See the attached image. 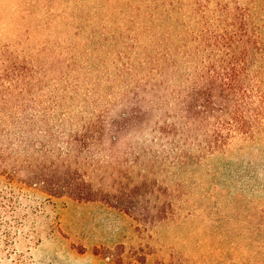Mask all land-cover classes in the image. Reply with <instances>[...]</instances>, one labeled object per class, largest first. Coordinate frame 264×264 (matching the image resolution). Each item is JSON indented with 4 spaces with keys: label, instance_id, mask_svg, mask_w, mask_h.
<instances>
[{
    "label": "rangeland",
    "instance_id": "374dc122",
    "mask_svg": "<svg viewBox=\"0 0 264 264\" xmlns=\"http://www.w3.org/2000/svg\"><path fill=\"white\" fill-rule=\"evenodd\" d=\"M193 4L0 0V264H264V119L188 122Z\"/></svg>",
    "mask_w": 264,
    "mask_h": 264
},
{
    "label": "trees",
    "instance_id": "16d2710c",
    "mask_svg": "<svg viewBox=\"0 0 264 264\" xmlns=\"http://www.w3.org/2000/svg\"><path fill=\"white\" fill-rule=\"evenodd\" d=\"M192 11L200 24L195 39L209 57L212 52L224 55L221 69L225 77L212 73L216 66L206 65L201 80L205 85L198 84L192 93L194 106L188 107V122L197 117L215 118L208 112L221 99L225 124L218 122L214 130L225 127L226 144L230 137L249 135L264 119V0H194ZM254 67L257 70L252 75ZM218 135L210 146L219 147Z\"/></svg>",
    "mask_w": 264,
    "mask_h": 264
}]
</instances>
